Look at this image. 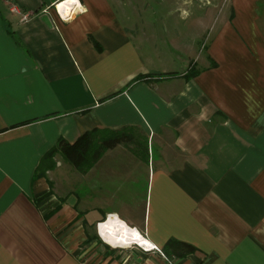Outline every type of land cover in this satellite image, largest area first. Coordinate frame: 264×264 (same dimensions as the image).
Returning a JSON list of instances; mask_svg holds the SVG:
<instances>
[{
  "label": "crops",
  "instance_id": "obj_1",
  "mask_svg": "<svg viewBox=\"0 0 264 264\" xmlns=\"http://www.w3.org/2000/svg\"><path fill=\"white\" fill-rule=\"evenodd\" d=\"M60 1L0 0V264H264V0ZM125 127L139 148L39 167Z\"/></svg>",
  "mask_w": 264,
  "mask_h": 264
},
{
  "label": "trees",
  "instance_id": "obj_2",
  "mask_svg": "<svg viewBox=\"0 0 264 264\" xmlns=\"http://www.w3.org/2000/svg\"><path fill=\"white\" fill-rule=\"evenodd\" d=\"M155 75L157 76V74ZM146 76L148 75L139 74L133 77L127 85L143 80ZM111 95L107 97H111ZM119 144L133 145L139 148L142 145V141L139 135L133 132L132 128L125 127L115 130L92 129L81 134L73 143L59 139L56 145L45 153L39 167H43L44 170L49 167V163L52 166L54 162H50V160L59 154L74 169L80 172H86L100 159L105 151ZM195 249V246L190 243L177 239H169L164 244L162 252L165 257L173 259L185 257L195 252Z\"/></svg>",
  "mask_w": 264,
  "mask_h": 264
},
{
  "label": "bare ground",
  "instance_id": "obj_3",
  "mask_svg": "<svg viewBox=\"0 0 264 264\" xmlns=\"http://www.w3.org/2000/svg\"><path fill=\"white\" fill-rule=\"evenodd\" d=\"M74 0H64L58 2L56 9L63 16L70 15L69 4ZM101 239L111 246H127L130 244L142 245L150 248V244L146 239H143L139 231L133 227H129L124 221L116 215H108L105 220L97 225Z\"/></svg>",
  "mask_w": 264,
  "mask_h": 264
},
{
  "label": "rangeland",
  "instance_id": "obj_4",
  "mask_svg": "<svg viewBox=\"0 0 264 264\" xmlns=\"http://www.w3.org/2000/svg\"><path fill=\"white\" fill-rule=\"evenodd\" d=\"M67 165H69V164H67ZM70 166V165H69ZM71 167V166H70ZM72 168V167H71ZM73 169V168H72ZM103 220H105V219H103ZM101 222V221H100ZM128 246V249H134L135 248V246L136 245H134V244H130V245H127Z\"/></svg>",
  "mask_w": 264,
  "mask_h": 264
},
{
  "label": "built area",
  "instance_id": "obj_5",
  "mask_svg": "<svg viewBox=\"0 0 264 264\" xmlns=\"http://www.w3.org/2000/svg\"><path fill=\"white\" fill-rule=\"evenodd\" d=\"M56 6H57V5H56ZM26 18H27L26 16H23V17H22V20H26Z\"/></svg>",
  "mask_w": 264,
  "mask_h": 264
}]
</instances>
